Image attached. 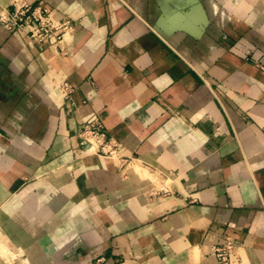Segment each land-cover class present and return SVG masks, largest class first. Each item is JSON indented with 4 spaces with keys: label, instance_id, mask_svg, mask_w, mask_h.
Masks as SVG:
<instances>
[{
    "label": "crops",
    "instance_id": "obj_1",
    "mask_svg": "<svg viewBox=\"0 0 264 264\" xmlns=\"http://www.w3.org/2000/svg\"><path fill=\"white\" fill-rule=\"evenodd\" d=\"M0 229L30 264H264V0H0ZM70 88L68 93L60 87ZM98 118L117 158L77 135Z\"/></svg>",
    "mask_w": 264,
    "mask_h": 264
},
{
    "label": "built area",
    "instance_id": "obj_2",
    "mask_svg": "<svg viewBox=\"0 0 264 264\" xmlns=\"http://www.w3.org/2000/svg\"><path fill=\"white\" fill-rule=\"evenodd\" d=\"M0 23L8 30H19L40 45L57 46L73 28L70 19H54L45 7H33L29 4L16 6L13 11H2ZM65 93L70 91L67 84L60 87ZM77 135L86 152H93L104 157L117 158L119 145L109 136L103 123L98 118L83 122L77 129ZM234 245L228 242L215 248L220 264H229L230 253ZM98 264H102L100 261Z\"/></svg>",
    "mask_w": 264,
    "mask_h": 264
},
{
    "label": "rangeland",
    "instance_id": "obj_3",
    "mask_svg": "<svg viewBox=\"0 0 264 264\" xmlns=\"http://www.w3.org/2000/svg\"><path fill=\"white\" fill-rule=\"evenodd\" d=\"M0 264H30L25 253L12 245L7 235L0 229Z\"/></svg>",
    "mask_w": 264,
    "mask_h": 264
}]
</instances>
